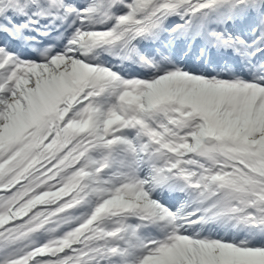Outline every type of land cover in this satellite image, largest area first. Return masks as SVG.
<instances>
[{"label":"snow or ice","instance_id":"snow-or-ice-1","mask_svg":"<svg viewBox=\"0 0 264 264\" xmlns=\"http://www.w3.org/2000/svg\"><path fill=\"white\" fill-rule=\"evenodd\" d=\"M0 264H264V0H0Z\"/></svg>","mask_w":264,"mask_h":264}]
</instances>
